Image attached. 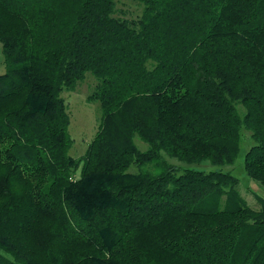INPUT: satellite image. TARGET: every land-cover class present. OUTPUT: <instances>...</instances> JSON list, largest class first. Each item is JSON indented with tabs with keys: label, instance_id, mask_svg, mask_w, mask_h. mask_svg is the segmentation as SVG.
<instances>
[{
	"label": "trees",
	"instance_id": "obj_1",
	"mask_svg": "<svg viewBox=\"0 0 264 264\" xmlns=\"http://www.w3.org/2000/svg\"><path fill=\"white\" fill-rule=\"evenodd\" d=\"M133 1L0 0V264H264V202L208 207L237 199L246 133L264 186V0ZM88 74L74 157L63 92Z\"/></svg>",
	"mask_w": 264,
	"mask_h": 264
},
{
	"label": "rangeland",
	"instance_id": "obj_2",
	"mask_svg": "<svg viewBox=\"0 0 264 264\" xmlns=\"http://www.w3.org/2000/svg\"><path fill=\"white\" fill-rule=\"evenodd\" d=\"M118 14L126 16L128 18L133 17L141 13V7L133 0H116ZM2 44L0 42V75L4 74L7 70V63L3 55ZM94 78L88 74L86 78L78 84L74 90H66L63 92V97L68 106V112L70 116L69 134L73 140V145L70 149V155L74 157L82 156L88 145L94 139L95 134L99 128L101 110L97 101H91L89 95L93 91ZM242 108H240V111ZM243 147L241 154L238 156L234 165H226L223 171L232 172L234 176L238 178V183L235 190L238 197L234 194H218L216 200H210L208 207H214L216 209L234 208L239 205L240 200L246 202L253 208H260L264 202V186L257 183L253 179H250L245 173L243 165V153L247 150L251 144V140L248 133L244 136ZM140 143H138L139 145ZM141 146V144H140ZM142 148H145L144 146ZM241 156V157H240ZM171 163L177 164L175 160L168 158ZM198 169H205L206 171L216 169L213 166H209L208 163L195 165ZM228 195H231V199L228 200Z\"/></svg>",
	"mask_w": 264,
	"mask_h": 264
}]
</instances>
